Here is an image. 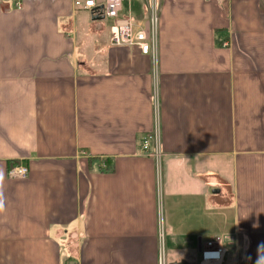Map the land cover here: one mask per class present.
<instances>
[{
	"label": "crops",
	"instance_id": "obj_1",
	"mask_svg": "<svg viewBox=\"0 0 264 264\" xmlns=\"http://www.w3.org/2000/svg\"><path fill=\"white\" fill-rule=\"evenodd\" d=\"M99 21L0 0V264H264V0H161L156 63Z\"/></svg>",
	"mask_w": 264,
	"mask_h": 264
},
{
	"label": "built area",
	"instance_id": "obj_2",
	"mask_svg": "<svg viewBox=\"0 0 264 264\" xmlns=\"http://www.w3.org/2000/svg\"><path fill=\"white\" fill-rule=\"evenodd\" d=\"M75 8L90 11L109 21L108 41L113 46L136 47L140 53L149 55L153 61H157L158 51V25L159 5L161 0H146L145 17L142 21L133 19L130 15L122 14V0H70ZM19 7L22 0H14ZM226 45V42L224 43ZM154 105V128L145 135L141 142V152L150 155L156 163V171L160 173V140L158 121V94H152ZM7 175L13 178H25L28 175V167L24 164H16L7 171ZM160 181L158 178V188ZM161 236V234H160ZM226 248L222 244V237L215 235L205 241L200 249L199 264H222ZM157 264H167L164 258L163 247L159 246Z\"/></svg>",
	"mask_w": 264,
	"mask_h": 264
},
{
	"label": "rangeland",
	"instance_id": "obj_3",
	"mask_svg": "<svg viewBox=\"0 0 264 264\" xmlns=\"http://www.w3.org/2000/svg\"><path fill=\"white\" fill-rule=\"evenodd\" d=\"M144 2L146 4V0ZM140 5H141V2L138 1V0H122V14L130 15L131 17L134 14L135 15H140L141 14V6ZM133 19H135V18H133ZM140 19L141 18H138V19H135V20L142 21L144 18L142 20H140ZM98 22H100V21H98ZM105 22L109 26V21H107V20L102 21V23H105ZM85 29H86V27L83 25V23H80L79 24V29H78V32H77V39H76L78 43H79V40L85 35L84 32H82V31H85ZM88 35L91 36V34H88ZM218 214L221 215L220 211L216 210V231L218 230L217 229L218 225L221 224L223 226V222L221 220H219ZM226 263L227 264H234V259H231L230 261H227Z\"/></svg>",
	"mask_w": 264,
	"mask_h": 264
},
{
	"label": "water",
	"instance_id": "obj_4",
	"mask_svg": "<svg viewBox=\"0 0 264 264\" xmlns=\"http://www.w3.org/2000/svg\"><path fill=\"white\" fill-rule=\"evenodd\" d=\"M91 19L99 21V20H102L103 17L100 16V15H97V14H91ZM169 264H190V263H188L186 261H180V262H172V263H169Z\"/></svg>",
	"mask_w": 264,
	"mask_h": 264
},
{
	"label": "trees",
	"instance_id": "obj_5",
	"mask_svg": "<svg viewBox=\"0 0 264 264\" xmlns=\"http://www.w3.org/2000/svg\"><path fill=\"white\" fill-rule=\"evenodd\" d=\"M16 164H18L17 161H11V162H9V164H8V169H10L11 167H13V166L16 165ZM8 169H7V171H8Z\"/></svg>",
	"mask_w": 264,
	"mask_h": 264
},
{
	"label": "clouds",
	"instance_id": "obj_6",
	"mask_svg": "<svg viewBox=\"0 0 264 264\" xmlns=\"http://www.w3.org/2000/svg\"><path fill=\"white\" fill-rule=\"evenodd\" d=\"M0 210H2V205H0Z\"/></svg>",
	"mask_w": 264,
	"mask_h": 264
}]
</instances>
